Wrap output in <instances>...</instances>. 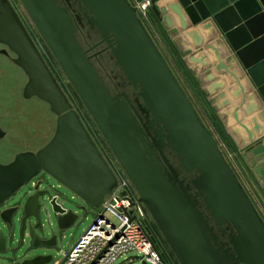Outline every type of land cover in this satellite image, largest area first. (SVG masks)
<instances>
[{"label":"water","instance_id":"95a60500","mask_svg":"<svg viewBox=\"0 0 264 264\" xmlns=\"http://www.w3.org/2000/svg\"><path fill=\"white\" fill-rule=\"evenodd\" d=\"M20 2L179 263L264 264V220L137 7L129 0H80L90 28L101 38L86 49L78 36L83 21L67 7L57 0ZM150 12L171 35H179L171 15L179 18L183 32L190 27L186 17L194 27H215L235 52L222 66L238 83L233 96L245 95L232 71L236 61L264 105V0H151ZM187 34L201 48L199 33ZM208 37L211 42L218 39L214 33ZM105 44L98 54L111 52L138 91L135 101L127 93L114 95L93 62L98 54L92 51ZM0 46V55H14L12 63L27 78L23 99L43 102L56 117L54 135L44 147L0 163V261L22 254V262L14 264H51L65 234L84 219L81 213L87 214V207L100 209L118 188V179L11 0H0ZM215 55L221 60L219 52ZM190 61L205 66L201 58L192 56ZM218 87L206 93L213 97ZM239 110L221 117L231 115L253 142V132L240 120ZM257 111L264 121V110L257 103L244 108L247 116ZM253 124L259 133L256 119ZM6 137L0 121V141ZM191 174L190 180L184 177ZM66 194L82 206H74ZM225 226L231 233L223 243L217 228ZM135 263L146 264H129Z\"/></svg>","mask_w":264,"mask_h":264},{"label":"rangeland","instance_id":"374dc122","mask_svg":"<svg viewBox=\"0 0 264 264\" xmlns=\"http://www.w3.org/2000/svg\"><path fill=\"white\" fill-rule=\"evenodd\" d=\"M129 1L135 7L137 6V4H141L145 0H142L138 3H135V0ZM11 2L15 6L27 29L39 46L42 54L44 55L55 76L61 83L66 93L69 95L73 105L81 115L83 121L88 125L90 129H92L91 131L97 133L96 124L92 116L89 114L80 97L73 89L71 83L67 79L58 61L53 56L47 44L44 42L42 36L31 20L29 14L25 10L23 4L20 2V0H11ZM139 16L142 19L151 37L153 38L154 42L156 43L157 47L159 48L160 52L169 64L171 70L173 71L181 86L184 88L185 92L194 104L200 117L215 136L222 152L224 153L225 158L239 177L245 190L249 194L250 198L252 199L253 203L255 204L257 210L264 220V181L256 178L255 174L252 173L254 172L252 168L245 164L244 161L247 158L242 159L239 156V154H243L242 147L236 149L233 147L230 138L234 133H228L229 128L225 123L228 117L226 119H223L221 117L224 113L232 112L233 110H230V108L235 103V101H233L234 103L230 101L223 91L227 90L225 86V84L227 83L224 80L226 78L223 77H226L229 73L228 71L224 70L222 66L223 64L227 66L228 62L225 63V59L221 56V60L215 59V63H211L208 60V53H210V50H207V44H211V42H207L206 44L203 43L201 48L198 47V49L194 47L195 49H193V52L189 51L187 53L186 50L189 49H187V47L185 46V40H183L184 44H182L179 40L183 37V35L190 32V28H188L187 31L183 32L181 28H178L174 23L179 35H171L170 31H164L161 25L156 22L150 10L146 12V15L140 12ZM172 16L173 15H171V17ZM93 36L95 39L97 38L95 34ZM79 38L81 41L83 40V37L81 35H79ZM93 43H96V40ZM1 49H3L2 46H0V50ZM109 56L110 55H106L105 57H103L104 60L102 59V63L104 62V68L99 63L96 65L110 90L114 91L116 82L121 85H127L126 82H124V75L122 71L118 66L115 65V63ZM192 56L203 59L205 66H201V64H193L190 61V58H192ZM14 57L15 56L12 54L11 57L0 55V121L2 128L7 131V137L4 140L0 141V163L2 164L11 162L16 154L20 153V151L22 150H37L38 148L43 146L46 141H48H45V134L49 130L54 131L56 124V117H53L52 122L48 123V111L43 103L36 99H32L29 101L23 99L22 92L27 82V78L23 74V72L12 63V58ZM190 62L193 66L189 65ZM214 67L217 73H219L222 78H215L213 74H211V68ZM209 76L212 77L210 78ZM230 77L232 76L230 75ZM218 85H223L225 86V88L218 90ZM216 87H218V91L217 93H215V95H213V97L206 93L209 89H215ZM219 94H223V98H218ZM214 98H218L216 102L213 101ZM226 101L230 102L228 106L223 107L220 110L216 108ZM244 102L245 106L242 107L246 108V106L248 105V101H245L244 98L242 101H240L239 98L237 99L236 105L238 106L240 104V106H238L240 110L242 108L241 105ZM101 147L108 158L112 160L111 154L108 153V147H105L104 145H101ZM173 161L175 162V164H177L176 159H173ZM66 196L68 197L69 201L74 203V206L75 204L81 205L80 201L73 200L70 194H66ZM81 215L84 219L80 222L79 226H77L73 230H69L65 234V238L60 245V250L57 253H54V259L58 258L60 251H62L63 248L66 250L69 245L74 240L78 239L88 228V226L93 222L94 214L90 211L89 207H87V214L81 213ZM155 229L162 244L164 253L167 257V263L176 264V262H178L176 256L166 243L157 226L155 227ZM22 260V254H19L13 259H3V261H0V264H14L16 262H22ZM122 262L123 259H121L117 264H122Z\"/></svg>","mask_w":264,"mask_h":264},{"label":"built area","instance_id":"2783aa9c","mask_svg":"<svg viewBox=\"0 0 264 264\" xmlns=\"http://www.w3.org/2000/svg\"><path fill=\"white\" fill-rule=\"evenodd\" d=\"M135 7L138 9V15L140 12L146 15L151 8V0H145ZM85 125L115 172L118 188L100 209L89 207L94 214L93 222L69 249L60 252L59 257L53 259L51 264H117L121 259L122 264H168L155 229V221L146 206L140 202L137 189L97 126L95 133L86 123ZM101 145L108 147L112 160L105 154ZM176 264H180L179 261Z\"/></svg>","mask_w":264,"mask_h":264},{"label":"crops","instance_id":"0c3cea01","mask_svg":"<svg viewBox=\"0 0 264 264\" xmlns=\"http://www.w3.org/2000/svg\"><path fill=\"white\" fill-rule=\"evenodd\" d=\"M140 1H142V0H135V3H138V2H140ZM173 1H175V0H170V2H173ZM172 18H173V21H174V23H175V25L178 27V28H180V26H179V19L177 18V17H174V16H172ZM155 19V18H154ZM186 20L188 21V23L190 24V31H197L198 33H199V35L203 38V43L204 44H206L207 42H209L208 40H210L211 41V39L209 38V37H207L206 36V32L202 29L203 28V24H201V25H199L198 27H194V26H192L191 25V22H190V20L186 17ZM204 31H202V30ZM183 36H186V34L185 35H183ZM225 43H226V49L228 48V54H227V56L226 57H224V51H222L223 49H225V48H217V51L219 52V54H220V56L222 57V58H224L225 59V63L226 62H228V60H229V58H231V57H233V56H235V52H234V50L231 48V46L228 44V42H227V40H225L224 41ZM211 44H213V45H211V46H213V47H218L217 46V43L216 42H211ZM185 46L187 47V49H189V51H191V52H193V49H195V48H197L198 49V47H196L195 46V44L192 42V40L188 37V36H186L185 37ZM195 47V48H194ZM215 54L214 53H212V52H210V53H208V60L212 63V62H214L215 61ZM211 63H209V64H211ZM215 63V62H214ZM189 65H192L191 63H189ZM236 65H237V67L235 66V69L233 70L234 72H237V73H239V74H242L243 73V71L241 72V68H243L242 67V65L241 64H238L237 62H236ZM193 66V65H192ZM239 68H240V70H239ZM239 70V71H238ZM211 74H213V76L215 77V78H217V77H221L220 76V74L219 73H217V71L215 70V67L214 68H211ZM246 73H243V75H244V77H242L243 79H241V83L244 85V88H245V95H241L240 97H239V100L240 101H242L243 100V98H245V96H246V100L248 101V103L247 104H252V103H257L258 102V100L257 99H255L252 95H255V94H253V92H254V88H253V86L251 87V88H249V86H248V83L250 82V84L252 85V83H251V81H246L247 79H249V77L247 76V74L245 75ZM222 78V77H221ZM223 78H226V79H224L225 80V82L227 83V84H225V86H226V91L225 90H223L224 91V93L227 95V98L230 100V101H235V103L233 104V106L230 108V110H233L234 111V109H236V108H238V106H240V104L237 106L236 105V101H237V99L233 96V94H234V92H235V90H238V83L235 81V80H233V78L232 77H230V75L228 74L226 77L224 76ZM220 81V80H219ZM234 81V82H233ZM246 84V85H245ZM252 89V90H251ZM254 89V90H253ZM255 92L257 93V91L255 90ZM254 92V93H255ZM249 98H252L253 100L252 101H250L249 102ZM37 100V99H36ZM260 100V99H259ZM39 101V100H38ZM222 101V100H221ZM41 102V101H40ZM41 103H43V102H41ZM44 104V103H43ZM45 105V107H46V109H47V117H48V123L49 122H52V120H53V117H55L51 112H50V110H49V107L46 105V104H44ZM259 114H260V112L259 111H257V112H255V113H253L252 115H250V116H247L246 114H245V112H244V108H241V110H239V112H238V116H239V118H240V120L243 122V123H247V125H248V128H250V126L252 125V127L254 126V124H253V119H256L257 120V122H258V124H259V126H261L260 128V134H256V136H255V138H254V141L253 142H251L250 140H249V138H248V135H247V133L244 131L243 132V128H241V127H239L237 124H236V122L233 120V118H232V116L231 115H229V117L227 118V120L225 121V123L227 124V127L229 128V131H228V133H234L232 136H231V143H232V145H233V147L236 149V148H241L242 147V152H243V154H244V157H243V154L241 155V154H239V156L243 159H246L244 162H245V164L247 165V166H249L250 168H252V170L254 171V172H252V173H254L255 174V176H256V178H259V179H261L262 181H264V121H262L261 119H260V117H259ZM231 119V120H230ZM55 128H56V124H55ZM254 128V127H253ZM54 132H55V129H54V131H52V130H49L46 134H45V137H46V139H45V141L46 140H48V141H46V143L43 145V146H41L40 148H38L37 150H34V149H27V150H22V151H20V152H26V151H32V152H36V151H38V150H40L42 147H44L50 140H51V138L53 137V135H54ZM50 138V139H49ZM77 240V239H76ZM76 240H74L70 245H69V247L76 241ZM69 247L67 248V249H69ZM66 249V250H67ZM63 250H65L64 248L62 249V251ZM62 251H60V252H62Z\"/></svg>","mask_w":264,"mask_h":264},{"label":"flooded vegetation","instance_id":"af4514ba","mask_svg":"<svg viewBox=\"0 0 264 264\" xmlns=\"http://www.w3.org/2000/svg\"><path fill=\"white\" fill-rule=\"evenodd\" d=\"M59 2L60 5L67 7L76 17H80L82 19V24L79 25V32H78V36L81 35L83 37V42L81 41V43L83 44V46L86 49H90L92 47H94L96 44H98L101 41L100 35L97 31L92 30L90 28V25L88 24V20L86 19V13L84 12L83 8L80 5V0H57ZM96 35V39L94 38L93 35ZM96 40V43H93ZM104 48H106V44L102 45L100 47H97L94 51H92L91 54H98L100 51L104 50ZM106 55H110L109 57H112V54L110 51H105L101 54H98L97 56L94 57L93 62L95 64H101L102 67L104 68V62L102 63V59L104 60L103 57H105ZM112 60V58H111ZM114 62V61H113ZM116 65V64H115ZM97 66V65H96ZM124 78V82H126V85H121L119 83L116 82L115 84V89L114 91H112V93L114 95H118V94H124L127 93L130 97V99L132 101H135V99L138 98V91L135 90L133 88L132 85L129 84V82L126 80L125 76H123ZM165 153L167 155H171L170 158L172 160V158L175 159V156H172V153L169 149H165ZM185 173H183L184 175ZM194 176V174L191 175H185L184 177L187 178V180H190L192 177ZM217 233L221 238V241H223V243H226L227 241V237L228 235L231 233V230L228 229V226H225L223 228L218 229L217 228Z\"/></svg>","mask_w":264,"mask_h":264},{"label":"bare ground","instance_id":"6f19581e","mask_svg":"<svg viewBox=\"0 0 264 264\" xmlns=\"http://www.w3.org/2000/svg\"><path fill=\"white\" fill-rule=\"evenodd\" d=\"M172 3H174V1L172 2ZM203 29V28H202ZM201 29V30H202ZM205 32H206V36L208 37V35H210L211 33H214L215 34V36H217L218 37V39H215V40H213V42H216L217 40L220 42L219 43V46L217 47V48H225V49H223L222 51H224V57H226L227 56V54L229 53L227 50H228V48L226 49V43L224 42L225 40H223V38H221L220 37V33H219V31L214 27V28H212V29H203ZM202 30V31H203ZM203 31V32H204ZM186 36H188V34H186ZM186 36H183L181 39L182 40H185V37ZM210 38V37H209ZM211 39V38H210ZM213 39V38H212ZM211 39V40H212ZM209 42H211L210 40H208ZM211 45H213V44H207V46H211ZM215 51H217V49L216 50H212V51H210V52H212V53H214L215 54ZM218 52V51H217ZM215 58H216V55H215ZM191 63V62H190ZM233 66H236L237 67V65H236V61L234 62V65ZM239 70H240V68H239ZM238 70V71H239ZM241 72H242V70H241ZM236 74H238V76H239V78H240V80L241 79H243L242 77H244V75H243V73L242 74H239V73H237V72H235ZM233 78V80H235V78L234 77H232ZM244 80V79H243ZM236 81V80H235ZM246 81H248L249 82V80L247 79ZM234 82V81H233ZM237 82V81H236ZM242 84V83H241ZM246 85V84H245ZM242 86L244 87V85L242 84ZM248 86H249V88H251L252 87V85L250 84V82L248 83ZM252 90V89H251ZM254 90V89H253ZM254 92H255V90H254ZM253 92V94H255V95H252L255 99H257L258 100V102H257V105L261 108V109H263L264 110V105L261 103V101L259 100V98H258V96H257V94H256V92L254 93ZM231 120V119H230ZM244 124H247V123H244ZM254 127V128H253ZM252 127V125L250 126V128H249V130H250V132H253V137L255 138V136H256V134H260V133H257V131L255 130V125ZM245 131V129H243V132ZM246 132V131H245ZM247 133V135H248V138H250V134H249V132L247 131L246 132Z\"/></svg>","mask_w":264,"mask_h":264}]
</instances>
